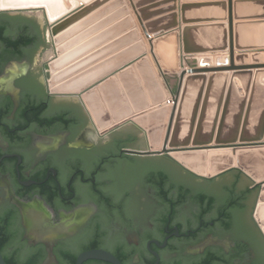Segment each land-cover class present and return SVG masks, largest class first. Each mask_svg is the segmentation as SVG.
Here are the masks:
<instances>
[{"label": "water", "instance_id": "water-1", "mask_svg": "<svg viewBox=\"0 0 264 264\" xmlns=\"http://www.w3.org/2000/svg\"><path fill=\"white\" fill-rule=\"evenodd\" d=\"M134 1L143 18L125 38L138 42L85 71L87 60L96 54L80 60L81 54L95 46L100 35L75 46L110 19L68 38L126 0H0V27L13 39L46 43L41 60L50 95L75 97L101 134L117 128L134 131V148L145 149L134 150V176L142 170L157 173L158 168L177 177L183 174L168 161L135 154H164L203 178L232 173L240 187L232 188L229 201L243 205L241 190L252 189L253 218L264 235V0H181V32L173 30L179 26L177 0L152 6ZM171 3L159 10V17H150V9ZM211 8L219 11V18L192 17L195 11ZM127 13L132 16L107 32L124 24L134 27L133 7L117 14ZM145 30L148 35L142 36ZM207 30L216 35H206ZM150 34L157 37L148 40ZM211 53L218 55L215 62L200 61L198 56ZM117 57H122L118 65L99 72ZM168 76L178 77L176 89L167 84ZM13 79L11 75L0 81ZM31 229L49 237L56 232L53 226ZM92 259L121 264L111 252L95 248L82 251L75 264ZM52 260L51 252L43 264ZM0 264H8L1 250Z\"/></svg>", "mask_w": 264, "mask_h": 264}, {"label": "flooded vegetation", "instance_id": "flooded-vegetation-1", "mask_svg": "<svg viewBox=\"0 0 264 264\" xmlns=\"http://www.w3.org/2000/svg\"><path fill=\"white\" fill-rule=\"evenodd\" d=\"M45 45L35 40L0 70V78L14 76L0 81L5 254L43 264L52 252L47 264H70L95 248L111 252L121 264H264V235L250 205L254 191L242 189L243 205L234 206L229 199L240 180L232 173L203 178L164 154L137 155L168 161L182 176L163 168L134 176V131L101 134L75 97L50 95L43 80ZM43 103L41 116L62 110L71 125L42 124L35 110L23 113ZM33 225L56 232L49 237Z\"/></svg>", "mask_w": 264, "mask_h": 264}, {"label": "crops", "instance_id": "crops-1", "mask_svg": "<svg viewBox=\"0 0 264 264\" xmlns=\"http://www.w3.org/2000/svg\"><path fill=\"white\" fill-rule=\"evenodd\" d=\"M159 1H164V0H143V2H144L143 5L144 6H152L153 4H155ZM173 3L167 4V5H160V6L156 7V9L155 8L150 9V11H149V13L151 14L150 17H159L158 16V15H160L159 10L164 9L165 7H167L169 5H173ZM176 3L178 5L177 11L179 12V16H178L179 26L174 28L173 30H177L178 32H181V27L183 26V24L181 23V10H180L181 0H177ZM127 6H129L130 10L133 7L134 12L137 14V17L135 18V16H134V19H132L134 21V27H131L132 25L124 24V25H120V27H118L117 29L109 31V33H108L107 32L108 29L112 28L114 25L121 23L127 17L132 16L131 13L117 14L121 8L127 7ZM137 7L138 6L134 0H126V3H124L122 5L120 4L119 6H115L111 10L105 12L103 15H101L100 17L95 19L92 23H89L88 26H85L83 29H81L80 32H77L68 38L67 41L73 39L74 37H76L80 33L87 31L88 29L95 26L96 24H98L102 21H105L106 19H110L108 22L104 23L100 28H98L93 33H91L88 37H85L84 40H82V42L80 44L75 46V47H77V46L89 41V39H91L93 37H97L100 35V37L98 39V43L95 46L91 47L90 49L86 50L84 53L81 54L82 57L80 58V60L85 59L89 55L91 56L93 54H96V55H94L95 59L90 58V60L89 59L87 60L88 61L87 65L83 67L82 71L88 70V69H90V68H92L98 64L104 63V61H106L107 59H110L113 56L121 54L128 47L132 46L133 44L135 45L138 42V40H135V37H134V42H133V38H131V37L125 38V36H127L130 32L137 29L138 28L137 25H138L139 21L141 22L142 16L138 15L137 11L139 10V8H137ZM192 15H193L192 17H198L200 15V17H203L204 19H215V18L220 17L219 11L217 9H214V8L202 9L199 11H195V13H192ZM152 19H154V18H152ZM226 22L229 23L228 20H226ZM203 23H206V22H203ZM144 34L148 35L146 30L144 31V33H142V36H144ZM158 35H160V34H158ZM206 35L215 36L216 31L207 30ZM155 37H157V35L150 34V37L148 38V40L154 39ZM141 40H143V38H141ZM116 42H118V43H116ZM112 43H114V45H112ZM145 54L146 53H144V55ZM208 55H209V59L214 61L216 59L217 53H211V55L210 54H208ZM206 57H207V55H206ZM206 57L199 56V59L206 58ZM138 58H135L134 60H136ZM91 59H93V60H91ZM121 60H122V57H117V59H114L113 61H110L109 63H106L105 65L100 67L99 72L104 71L105 68L115 67L116 65H118V63ZM130 63H133V60ZM231 72L232 71H230V73ZM113 75H116L115 72ZM177 81H178L177 76H168L166 78L167 84L169 85L170 88L172 87L173 89H176ZM235 82H236L238 88L240 89V92L243 94L244 91L241 87L240 81L236 78ZM147 139H148V137H147ZM148 143H149V141H148ZM134 150H145V149L134 148ZM251 187H252V184L249 185V188H251Z\"/></svg>", "mask_w": 264, "mask_h": 264}, {"label": "trees", "instance_id": "trees-1", "mask_svg": "<svg viewBox=\"0 0 264 264\" xmlns=\"http://www.w3.org/2000/svg\"><path fill=\"white\" fill-rule=\"evenodd\" d=\"M32 39L29 37H20L17 39H13L6 34L5 28L0 27V70L2 69L4 63L13 59L15 55H20L23 52V48L32 44ZM46 104L43 103L41 105H29L24 109L26 113L30 110H35L34 117L38 119L42 124H57L59 127L67 128L71 125L72 120L69 119L64 113H58L56 116L45 118L41 116V112L45 109ZM22 113V114H23ZM203 199L205 197L203 196ZM213 202L210 201V205L212 206ZM6 243L0 244V250L8 264H39L38 260H20L15 255H6L5 250ZM75 257H73L70 261V264H75Z\"/></svg>", "mask_w": 264, "mask_h": 264}, {"label": "bare ground", "instance_id": "bare-ground-1", "mask_svg": "<svg viewBox=\"0 0 264 264\" xmlns=\"http://www.w3.org/2000/svg\"><path fill=\"white\" fill-rule=\"evenodd\" d=\"M173 42H174V38H171V39L168 40V43H169L170 45H172ZM217 57H218V55L216 56V59H217ZM214 58H215V57H214ZM216 59L213 61V60H211V59L201 58L200 61H208V60H210V61H212V62H215Z\"/></svg>", "mask_w": 264, "mask_h": 264}, {"label": "rangeland", "instance_id": "rangeland-1", "mask_svg": "<svg viewBox=\"0 0 264 264\" xmlns=\"http://www.w3.org/2000/svg\"><path fill=\"white\" fill-rule=\"evenodd\" d=\"M211 55V54H210ZM199 57V56H198ZM209 57V55H207V58ZM182 64H183V68L186 67V64L183 62V58H182ZM236 80V79H235ZM137 155V154H135Z\"/></svg>", "mask_w": 264, "mask_h": 264}]
</instances>
